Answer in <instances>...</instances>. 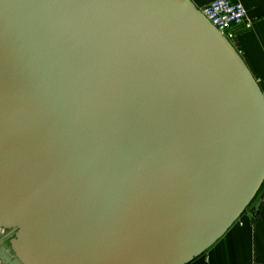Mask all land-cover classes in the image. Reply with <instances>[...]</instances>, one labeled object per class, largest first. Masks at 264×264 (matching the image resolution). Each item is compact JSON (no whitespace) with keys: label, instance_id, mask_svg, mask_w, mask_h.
<instances>
[{"label":"water","instance_id":"obj_1","mask_svg":"<svg viewBox=\"0 0 264 264\" xmlns=\"http://www.w3.org/2000/svg\"><path fill=\"white\" fill-rule=\"evenodd\" d=\"M263 181L264 94L192 0H0L4 264H189Z\"/></svg>","mask_w":264,"mask_h":264},{"label":"crops","instance_id":"obj_2","mask_svg":"<svg viewBox=\"0 0 264 264\" xmlns=\"http://www.w3.org/2000/svg\"><path fill=\"white\" fill-rule=\"evenodd\" d=\"M192 1L202 8L213 0ZM233 1L245 6L247 22L233 28L230 41L264 93V0ZM257 197L256 209L249 208L218 242L190 263L264 264V181Z\"/></svg>","mask_w":264,"mask_h":264},{"label":"built area","instance_id":"obj_3","mask_svg":"<svg viewBox=\"0 0 264 264\" xmlns=\"http://www.w3.org/2000/svg\"><path fill=\"white\" fill-rule=\"evenodd\" d=\"M202 12L216 28L229 38L233 36V28L247 22L245 6L233 0H213L202 7ZM0 264H4L1 259Z\"/></svg>","mask_w":264,"mask_h":264},{"label":"rangeland","instance_id":"obj_4","mask_svg":"<svg viewBox=\"0 0 264 264\" xmlns=\"http://www.w3.org/2000/svg\"><path fill=\"white\" fill-rule=\"evenodd\" d=\"M258 201H259V197H256L255 198V200L246 208V210L244 211V213L249 209V208H254V209H256L255 208V206H257L258 205ZM243 213V214H244ZM243 214L238 218V220L237 221H239V219L243 216ZM218 242V241H217ZM5 245H7V246H10V243H9V239H6L4 242H3ZM206 252V251H205ZM204 252V253H205ZM202 255V254H201ZM207 261V256L205 255L204 256V258H203V260L201 261V262H203V263H205ZM189 264H192V263H189ZM198 264V263H197Z\"/></svg>","mask_w":264,"mask_h":264},{"label":"bare ground","instance_id":"obj_5","mask_svg":"<svg viewBox=\"0 0 264 264\" xmlns=\"http://www.w3.org/2000/svg\"><path fill=\"white\" fill-rule=\"evenodd\" d=\"M198 9H200V11L202 12V8H198ZM202 14H203V12H202ZM204 15V14H203ZM205 16V15H204ZM206 17V16H205ZM207 18V17H206ZM208 19V18H207ZM209 20V19H208ZM210 21V20H209ZM218 29V28H217ZM219 30V29H218ZM220 31V30H219ZM225 37H227L226 36V34L224 33V32H222V31H220ZM263 92V91H262ZM264 94V93H263Z\"/></svg>","mask_w":264,"mask_h":264},{"label":"trees","instance_id":"obj_6","mask_svg":"<svg viewBox=\"0 0 264 264\" xmlns=\"http://www.w3.org/2000/svg\"><path fill=\"white\" fill-rule=\"evenodd\" d=\"M257 195H258V192H257L256 196L254 197V199L252 200V202L255 200V198L257 197ZM252 202H251V203H252ZM251 203H250V204H251Z\"/></svg>","mask_w":264,"mask_h":264}]
</instances>
